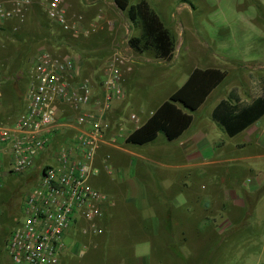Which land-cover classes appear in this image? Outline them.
I'll list each match as a JSON object with an SVG mask.
<instances>
[{"label":"crops","instance_id":"obj_1","mask_svg":"<svg viewBox=\"0 0 264 264\" xmlns=\"http://www.w3.org/2000/svg\"><path fill=\"white\" fill-rule=\"evenodd\" d=\"M61 1L65 11L68 7H72L78 14L81 12L80 7L83 0ZM85 2L90 9L88 8L89 11L83 16L84 25L82 24L83 19H80L78 15H75V18L70 21L66 16L67 23L71 22V24L79 26V34L83 35L84 39H86L83 34L84 26L96 28L100 33L106 32L108 36L110 34L111 38L115 37L112 33L115 34L118 30V21L114 17L110 18L112 13L106 10V5L110 1L85 0ZM175 2L177 3V1ZM111 5L112 10L113 8L116 10V14L125 16L113 2ZM157 7L162 8L160 4ZM176 8V13H172L171 20L175 21L176 15H179L180 12H184L190 19L193 12L191 7L185 4L176 6ZM90 21H98V23L92 26ZM171 24L173 23L171 22ZM124 26L126 33L130 34L132 29L130 21L128 20ZM140 36L141 31L139 30L137 37ZM128 37L125 35L124 39L128 46L127 52H131L129 56L132 61L129 64L130 71L123 74L125 95L112 102L110 110L105 114L101 113L100 107H93L96 117L110 126L104 132L102 144L96 152L94 174L90 179L91 185L107 198V201L101 205L104 212V219L101 220L105 227L103 235L105 236L108 232L110 236H113L114 233H121L133 238L134 235L143 238L142 241L132 242L133 261L120 258L121 264H127V262H131V264H164L161 259L165 257L160 254V259L153 255V262L152 256L137 261L136 258L143 257L136 256V247L142 243H149L150 251L156 250L157 253L164 251L171 253L176 261L179 257L186 261V252L184 246L181 245L190 246V224L193 221L194 225V220L189 208L180 213L181 215L177 212H179V207L187 205L192 209V206L195 205L194 185H214L213 191L216 189L220 191L219 214L208 216L209 209L207 207L205 217L196 220L195 232L199 234L198 236L212 226L209 224L211 222H213L215 231H219L222 235L233 228L236 223L247 226L255 218L261 219L264 216V115L235 136H231L220 123L214 120V112L223 102H228L237 108V112H240L252 106L255 101L264 98V70L238 69L230 73L224 70L225 68L222 69L221 65L218 66L217 59H214L215 66L211 65L212 60L207 61L208 64L204 65L201 57L197 55L203 48H197L196 45L195 49L187 48L185 53H179L177 49L170 62L158 61L153 56L155 62L152 66L154 69L147 70L145 63L149 60L143 59L142 55L130 49ZM83 43L80 45L84 46ZM181 44L180 42L179 45ZM118 53L128 54L124 51ZM116 54L112 56L111 60ZM65 58L75 62L70 57ZM94 59L97 62L102 60ZM142 59L143 61H141ZM263 60L264 57L258 61ZM82 64L78 65L82 79L88 80L95 97L102 99L103 83L99 88L94 75L89 77V68L93 65L91 57L85 56ZM210 69L226 72L228 76L212 92L204 105L193 114L191 127L178 140L170 142L165 136L160 135L154 143L145 146L128 143V138L143 127L154 113L186 84L194 71ZM176 70H180L181 73ZM90 71L92 72V70ZM106 77L107 71L105 79ZM232 77L233 80H231ZM229 79L230 85L221 91ZM6 83L7 81L3 84ZM167 88L169 91L163 94ZM140 97L149 100L156 98L154 107H151L153 110L150 109L145 113L143 102L139 101ZM19 110H22L19 115L26 112V99L24 108ZM65 110V108L60 109L57 117L59 125H64L66 122L65 113L67 110ZM133 116L135 119L132 118ZM71 120L73 121L70 122ZM71 120L68 123H75V118H71ZM14 122L10 115L5 117L3 122L1 120L3 126L7 127L13 126ZM72 134L73 131L67 127L58 128L54 133L53 146L49 154H57L60 145L67 141ZM214 174L217 175L214 179L208 178ZM242 174L247 177L251 176L252 179H240ZM220 185L231 186L228 188ZM239 185H249L250 187L245 186L244 188ZM180 196H185L187 203L178 207L177 202ZM204 197L209 198L210 194ZM202 198V196L198 197L200 200ZM205 203L206 206L209 205L208 201ZM81 220L78 218L75 221L65 237V249L61 254L60 264H81L84 261L85 253L81 251V248L90 247V244L83 235L77 234ZM99 222L97 220L100 225ZM180 240L183 244H180ZM94 246L99 247V245ZM76 251L78 256H83L82 260L76 259ZM189 258L188 254V261Z\"/></svg>","mask_w":264,"mask_h":264},{"label":"rangeland","instance_id":"obj_2","mask_svg":"<svg viewBox=\"0 0 264 264\" xmlns=\"http://www.w3.org/2000/svg\"><path fill=\"white\" fill-rule=\"evenodd\" d=\"M33 1L37 5L29 8L25 24L19 25L14 22L0 25L3 28L2 30L0 29V111L2 122L9 115L22 113V110L20 111L19 109L24 108L26 95L32 83L33 64L39 55L48 52L53 56L70 57L77 65L82 64L85 56L91 57L93 65L89 68V77L94 75L100 88L104 82L105 73L112 56L119 51L128 53V46L124 36H129V39L139 36V30L133 25L130 34L126 33L124 25L128 19L126 15L123 17L119 13L116 14L117 12L114 8L112 10V0H109L106 10L112 13L110 18L114 17L118 21V30L115 34L112 33L115 37L111 38L110 34L108 36L106 32L100 33L96 28L84 26L83 34L86 39L79 34L80 29L78 30L79 32L71 28L65 30L56 22L50 20L45 8L52 0ZM141 1H147L161 17L171 31L176 42V50L178 49L179 53H185L187 48L195 49L196 45L197 48H203L197 55L201 57L204 65L208 64L207 61L212 60L213 63L211 65L215 66L214 59H217L218 66L221 65L222 69L225 68L224 70L230 73L238 69L264 70V60L258 61L264 57V0H188V3H185V0H131V5H136ZM173 2H175V6ZM159 4L162 8L157 7ZM185 4L192 8L193 12L190 19L186 17L187 15L184 12H180L179 15H176L175 21L171 20L172 13H176V6ZM80 8L81 12L78 14L74 8L68 7L66 10L68 21L78 15L80 19H83L82 24L84 25L83 16L87 14L90 7L83 0ZM92 22L90 21L92 26L98 23V21ZM69 25L73 26L71 22ZM44 26L49 29L45 30ZM84 40L85 42L83 43ZM180 42L182 43L181 45H179ZM81 43L84 46H81ZM129 53L126 54L127 56L125 54L123 56L132 61ZM92 57L102 60L97 62ZM142 57L149 60V62L145 63V69H154V66H152L155 62L153 55L144 54ZM126 71L127 69H122L123 74L128 73ZM176 71L181 73L180 70ZM81 79L82 74L78 79L73 80L72 84L78 83ZM231 80H233V77ZM6 81L7 83L3 84ZM230 83L229 79L221 88V91L227 89ZM168 88L165 89L163 94L169 91ZM139 101L143 102V111L147 113L151 107H154L156 98L149 100L140 97ZM65 116L66 122L71 120V118H76V115L69 111H66ZM47 156L48 154L38 160L26 174L9 177L0 190V232H2L1 229L3 230L9 226L7 238H9L12 228L22 216L23 201L32 188L37 185L43 165L55 164L53 155ZM216 176L214 174L208 178L214 179ZM242 178H245V180L252 179L251 176L247 177L245 174L241 175L240 179ZM213 186L194 185L193 192L196 197V203L192 206V209L191 206L187 205L179 207L187 203L185 196H180L177 202L179 207V212L177 213L180 214L189 208L194 220V225L192 220L190 224V246L181 245L184 246L186 252V261L181 259V257L176 261L171 253L164 251L162 253H157L156 250L150 251L149 243H142L136 247V256H143L141 259L136 258L137 261L152 256L153 262V255L159 259L161 255L165 257L161 259L164 264H264V216L261 219L255 218L247 226H243L242 223H236L233 228L222 235L219 231H215L213 222L209 223L212 226L207 228L204 233L201 232L200 236L195 232L196 220L205 217L207 207L209 209L208 216L219 214L220 191L217 189L213 191ZM220 186L230 188L231 185ZM242 186L245 188V186L249 185H239V187ZM208 194H210L209 198L204 197ZM200 196L203 197L202 200L198 199ZM207 201L209 202L208 206L205 205ZM99 223L100 225L97 221L95 223L80 221L77 234L83 235L90 244V247L81 248V251L85 253L84 261L81 264H121L119 262L120 258H125L126 261H133L131 256L132 242L142 241L143 238L134 234L133 238L130 235L121 233H114L113 236H110L108 232L104 236V224L101 221ZM93 225L97 229H94ZM99 230H102L103 233L99 234ZM181 242L180 240V244H183ZM94 245H99L100 248ZM94 247L97 249H93ZM145 249L147 251H144ZM75 254L77 260H82L83 256H78L77 251ZM188 254L190 257L189 261L187 260ZM0 264H12L6 252L5 235L2 236V233L0 234ZM127 264H131V262H127Z\"/></svg>","mask_w":264,"mask_h":264},{"label":"built area","instance_id":"obj_3","mask_svg":"<svg viewBox=\"0 0 264 264\" xmlns=\"http://www.w3.org/2000/svg\"><path fill=\"white\" fill-rule=\"evenodd\" d=\"M34 5L33 0H0V25L25 24ZM45 9L50 20L65 30H79V26L67 23L61 0H52ZM129 64L120 53L113 57L99 99L88 80L72 84L81 76L76 62L48 52L34 61L26 112L11 127L3 126L0 120V190L9 177L26 174L39 159L52 156L49 152L58 128L67 127L73 134L52 156L55 164L43 165L37 185L23 201L22 216L6 244L12 264H60L65 237L75 221L80 218L95 223L104 219L101 205L107 198L90 179L96 152L110 126L96 117L93 107H100L105 114L112 102L125 95L122 69L130 71ZM61 108L76 115L75 123L57 124Z\"/></svg>","mask_w":264,"mask_h":264},{"label":"trees","instance_id":"obj_4","mask_svg":"<svg viewBox=\"0 0 264 264\" xmlns=\"http://www.w3.org/2000/svg\"><path fill=\"white\" fill-rule=\"evenodd\" d=\"M112 1L117 9L126 15L130 23L141 31L140 37H132L128 40L130 49L140 55H153L158 61L170 62L176 52V42L171 31L151 5L147 1H141L136 5H131V0ZM184 2L188 3V0ZM44 29L49 28L44 26ZM227 76L226 72L213 69L194 71L186 84L165 102L143 127L128 138V143L145 146L154 143L160 135L165 136L170 142L178 140L191 127L193 114L204 105ZM263 115L264 98L255 101L252 106L240 112L228 102H223L215 110L214 120L231 136H235ZM10 116L15 121L19 114ZM0 120H2L1 111ZM8 227L1 229L0 232L2 236L5 235L6 244L10 228Z\"/></svg>","mask_w":264,"mask_h":264}]
</instances>
